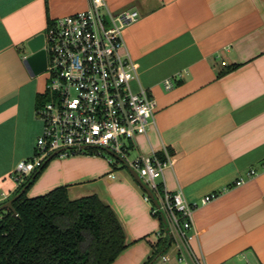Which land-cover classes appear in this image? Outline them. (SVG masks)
<instances>
[{"label": "crops", "instance_id": "1", "mask_svg": "<svg viewBox=\"0 0 264 264\" xmlns=\"http://www.w3.org/2000/svg\"><path fill=\"white\" fill-rule=\"evenodd\" d=\"M106 2L114 14L138 12L123 32L138 73L132 88L150 90L157 103L155 123L131 156L169 155L159 183L190 203L219 196L196 208L185 262L175 240L167 261L162 254L152 260L161 220L129 167L103 155L50 158L29 197L58 187L72 200L97 195L126 233L127 247L112 264H264V0ZM89 7L90 0H0V207L19 193L15 169L34 156L43 130L36 110L49 76L27 66V44L52 21Z\"/></svg>", "mask_w": 264, "mask_h": 264}, {"label": "built area", "instance_id": "2", "mask_svg": "<svg viewBox=\"0 0 264 264\" xmlns=\"http://www.w3.org/2000/svg\"><path fill=\"white\" fill-rule=\"evenodd\" d=\"M138 17V12L114 14L106 0H90L88 10L48 25L44 48L49 76L45 96L49 98L36 110L43 130L34 156L18 163L14 179L22 186L52 156L67 157L85 151L103 155L111 164L127 166L153 192L158 206L147 194L145 199L152 204L154 216L165 218L168 232L176 242L178 260L185 262L182 250H189L196 234L194 212L219 193L190 203L181 192H170L159 183L164 170L172 164L169 155L165 159L155 152L131 156L137 138L155 123L157 107L150 90L132 88L138 73L123 32ZM164 86L172 89L173 79H166ZM256 174L252 169L249 177ZM244 182L240 179L235 185ZM168 259L166 254L162 256L163 261Z\"/></svg>", "mask_w": 264, "mask_h": 264}, {"label": "trees", "instance_id": "3", "mask_svg": "<svg viewBox=\"0 0 264 264\" xmlns=\"http://www.w3.org/2000/svg\"><path fill=\"white\" fill-rule=\"evenodd\" d=\"M45 166L32 175L27 191L14 203L18 216L11 210L0 212V264H112L127 247L115 211L97 195L72 200L67 187L29 198L27 192ZM159 219L162 236L153 245L152 260L173 242L167 224Z\"/></svg>", "mask_w": 264, "mask_h": 264}, {"label": "water", "instance_id": "4", "mask_svg": "<svg viewBox=\"0 0 264 264\" xmlns=\"http://www.w3.org/2000/svg\"><path fill=\"white\" fill-rule=\"evenodd\" d=\"M44 44H45V34H40L36 38L30 40L27 44V47H28L31 54L26 57L25 62L27 64V66L32 70L33 74H35V75L42 74L47 69V53H46V50L44 48ZM53 157L54 156H52L51 158H53ZM129 169H130V173L132 174V176L135 178V180L138 182V184L143 188V190L146 192V194L150 197L153 204L158 206L157 199L155 198L153 192L143 182V180L139 177V175L137 174L136 171H134L131 168H129ZM32 181L27 186H25L21 190V192H19L14 198H12L6 204L1 206L0 212L6 211V210H11L16 216H18V212L16 211V209L14 207V203L27 191V189L30 186V184L32 183ZM163 221H164V223H166L165 218H163ZM167 230H168V228H167Z\"/></svg>", "mask_w": 264, "mask_h": 264}, {"label": "rangeland", "instance_id": "5", "mask_svg": "<svg viewBox=\"0 0 264 264\" xmlns=\"http://www.w3.org/2000/svg\"><path fill=\"white\" fill-rule=\"evenodd\" d=\"M45 74H46V75H48V73H47V72H45ZM31 189H32V188H30V189L28 190V192H27V194H28V197H29V196H31V194H32V193H30V190H31ZM34 197H35V196H34ZM29 198H30V197H29ZM31 198H32V197H31Z\"/></svg>", "mask_w": 264, "mask_h": 264}]
</instances>
